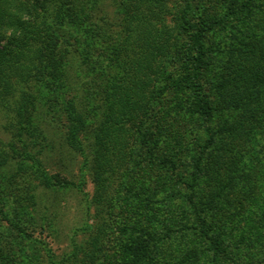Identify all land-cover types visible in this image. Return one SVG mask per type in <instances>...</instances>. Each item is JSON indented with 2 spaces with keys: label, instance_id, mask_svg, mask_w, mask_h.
Masks as SVG:
<instances>
[{
  "label": "trees",
  "instance_id": "16d2710c",
  "mask_svg": "<svg viewBox=\"0 0 264 264\" xmlns=\"http://www.w3.org/2000/svg\"><path fill=\"white\" fill-rule=\"evenodd\" d=\"M100 1L0 0V114L14 113L23 150L10 146L43 184L69 186L31 160L32 132L51 126L85 155L98 203L119 215L91 251L76 244L47 264H155L173 241L161 213L173 203L212 258L253 264L257 241L245 250L226 229L257 213L264 237V0H183L172 25L169 0H126L124 34L105 61L93 29ZM7 162L0 153V170ZM171 184L186 191L170 194Z\"/></svg>",
  "mask_w": 264,
  "mask_h": 264
},
{
  "label": "rangeland",
  "instance_id": "374dc122",
  "mask_svg": "<svg viewBox=\"0 0 264 264\" xmlns=\"http://www.w3.org/2000/svg\"><path fill=\"white\" fill-rule=\"evenodd\" d=\"M125 2L126 0H101L93 12V29L98 43L95 53L99 61H105L111 56L112 47L124 34V13L118 8H124ZM182 2L183 0L168 1L167 20L170 25L176 20ZM90 106L95 108L96 104L91 103ZM88 107L82 108L86 110ZM86 111L87 121L91 122L89 120L95 116L92 113L94 110L90 111L88 108ZM13 114L12 112L0 114V153L8 158V162L0 170L1 182L5 186V189L0 191V206L5 214L11 215L8 221L5 214L0 213L2 231L10 227L7 229L8 238L4 237L6 248L2 244L0 246V262L3 261L4 264H33V262L34 264H45L46 262L47 264V260H51L50 256L53 255L54 259L62 260L68 254L73 253L76 244L82 243L85 246L86 242L91 244L89 246L86 243V247L91 251L93 249L91 239L102 230L105 224L108 226L110 222L115 224L112 218L119 217L117 211L114 210L116 214H112L110 218L107 211L103 209V204L98 203L96 186L92 172L86 164L85 155L67 145L64 138L50 128L51 126L46 128L44 123H41L46 134L40 133L39 135L37 132H32L30 140L34 143L31 144L29 150L34 158L31 160L39 158L48 172H57L62 179L67 178L73 181L69 186L43 184L33 172L36 169L34 163L29 160L23 161V156L16 154L10 146V142L15 141L19 152L22 148V143L12 137L10 122ZM49 116L46 118H50ZM183 161H186L184 157ZM19 162L26 167H23L21 163L19 166ZM180 169L186 172V175L189 173L185 166ZM170 188V194L178 190L186 191V188L180 184H171ZM180 197L181 195L178 196ZM12 199L17 200V204L6 202ZM118 203L119 198L116 201V204ZM184 210H187V206ZM19 211V215H14V212ZM161 213L167 222L163 229L171 234L172 239L170 240L173 241L166 248L163 260L157 257L155 264H160V262L177 264V261L183 258L184 253L187 254L183 264H227L211 257L205 240L197 234H187L191 231L186 230L184 226L187 221L185 223L182 221L185 213L181 211L179 204L173 203L162 208ZM12 220L17 221L20 228L17 227L18 225H12ZM121 226H110L111 228L106 230L109 234L112 231L119 233ZM226 230L232 234L236 243L240 242L239 244L245 250L252 244V240L257 241V249L254 247L255 249L251 250L255 256L252 262L253 264H264V237L261 236V239L256 237L260 230L257 213H254V216L239 217L234 222L228 221ZM29 233L31 238L27 239ZM184 233L185 240L182 238ZM251 246L253 248V245ZM83 255L81 252L80 256ZM56 262L59 261L52 262V264H57Z\"/></svg>",
  "mask_w": 264,
  "mask_h": 264
}]
</instances>
